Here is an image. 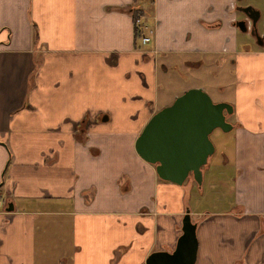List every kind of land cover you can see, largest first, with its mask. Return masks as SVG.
Wrapping results in <instances>:
<instances>
[{
  "label": "crops",
  "instance_id": "1",
  "mask_svg": "<svg viewBox=\"0 0 264 264\" xmlns=\"http://www.w3.org/2000/svg\"><path fill=\"white\" fill-rule=\"evenodd\" d=\"M208 1L152 0L150 38L137 43L131 0H0V264H141L173 247L186 210L193 264H264V48L227 36L234 0ZM205 50L235 65L218 99L232 127L217 167L201 168L232 191L218 209L133 146L168 102L157 103L159 70L180 65L158 55Z\"/></svg>",
  "mask_w": 264,
  "mask_h": 264
},
{
  "label": "water",
  "instance_id": "2",
  "mask_svg": "<svg viewBox=\"0 0 264 264\" xmlns=\"http://www.w3.org/2000/svg\"><path fill=\"white\" fill-rule=\"evenodd\" d=\"M255 13L253 17L257 10ZM231 111L229 102L213 101L201 87L186 88L149 115L134 138V149L142 159L154 164L159 178L181 184L190 173L193 181L200 184L201 166L214 150L209 133L215 127L229 130L232 124L225 114ZM195 227L196 222L186 210L173 247L149 251L141 264H193Z\"/></svg>",
  "mask_w": 264,
  "mask_h": 264
},
{
  "label": "rangeland",
  "instance_id": "3",
  "mask_svg": "<svg viewBox=\"0 0 264 264\" xmlns=\"http://www.w3.org/2000/svg\"><path fill=\"white\" fill-rule=\"evenodd\" d=\"M237 0H235L236 2ZM248 2L249 4L255 6V8L259 11L260 16L256 21V26L258 30H262L264 25V0H241L240 3ZM209 5V1L206 2ZM206 6V5H204ZM147 20V15H145L142 22ZM145 28H143L144 30ZM233 31H229L227 36L232 37V42L236 44L237 48H243V46H248L253 49L262 48L261 46H257L258 42L254 39L250 32L244 33L241 30H234V34L232 36ZM143 34H147V30H144ZM231 39V38H230ZM136 42L139 43V38H135ZM214 47V45H213ZM264 48V46H263ZM215 50V48H214ZM211 52L209 50L203 51V53L197 54H177V53H167L165 55L159 54L160 59L168 58L171 60H176L180 63L178 68L169 67L167 72L161 74L159 70V75H161L157 80V94L159 104L161 100L168 101L167 104L170 103L173 97L179 93H181L184 89L197 86L201 87L213 101H217L222 97H229V91L232 88V84L234 82L233 77V69L234 63L231 62L233 54H228L227 52ZM174 58V59H173ZM181 59H190L196 60V64L193 66H187L181 62ZM159 61L162 60H157ZM159 66V65H158ZM158 75V76H159ZM165 105V104H164ZM224 133L218 127H215L209 133V138L214 145L213 152L209 155V159L207 161L208 165H212L217 167L214 161L218 157L219 153V144L218 138L220 134ZM226 140L228 138L227 135L223 136ZM229 142L226 144L228 145ZM217 171V170H216ZM215 171V172H216ZM224 176L223 173H221ZM225 181V180H224ZM194 183V182H193ZM196 185V184H195ZM202 186V187H201ZM196 197L198 198L195 203L199 206L205 207L206 209H218L220 204H226L228 200L231 199L232 191L230 190L229 185L225 182L219 184L216 180L211 181V183L204 182L203 177L201 178V182L199 187L196 185ZM202 189V192H201ZM2 197V195H1ZM193 198V196H192ZM194 204V199H193ZM55 258V256H54ZM58 263V262H57ZM60 263V261H59Z\"/></svg>",
  "mask_w": 264,
  "mask_h": 264
},
{
  "label": "flooded vegetation",
  "instance_id": "4",
  "mask_svg": "<svg viewBox=\"0 0 264 264\" xmlns=\"http://www.w3.org/2000/svg\"><path fill=\"white\" fill-rule=\"evenodd\" d=\"M241 0L233 1L231 5L232 17L230 18V25L234 30H241L244 33L250 32L251 36L256 39L259 46H264V25L262 30H258L256 21L258 20L260 13L255 6L248 2L240 3ZM246 6H250L249 8ZM257 10V16L253 17ZM147 30V34H151V30ZM150 37V35H149Z\"/></svg>",
  "mask_w": 264,
  "mask_h": 264
},
{
  "label": "trees",
  "instance_id": "5",
  "mask_svg": "<svg viewBox=\"0 0 264 264\" xmlns=\"http://www.w3.org/2000/svg\"><path fill=\"white\" fill-rule=\"evenodd\" d=\"M151 7H152V0H131V3L129 4L127 11L131 16V22L133 28V40H135L136 37L140 39V36L143 34L144 22H142V20L145 15H150ZM225 119L228 120L227 114H225ZM205 165L206 164L202 165L201 168ZM188 179L193 181L190 173L186 176L184 181ZM196 185L197 187H199V184Z\"/></svg>",
  "mask_w": 264,
  "mask_h": 264
},
{
  "label": "built area",
  "instance_id": "6",
  "mask_svg": "<svg viewBox=\"0 0 264 264\" xmlns=\"http://www.w3.org/2000/svg\"><path fill=\"white\" fill-rule=\"evenodd\" d=\"M149 32H150V30H149ZM149 34H145V35H141L140 36V40H141V42L142 43H144V42H147L148 40H149ZM2 197H1V194H0V206H1V199Z\"/></svg>",
  "mask_w": 264,
  "mask_h": 264
}]
</instances>
